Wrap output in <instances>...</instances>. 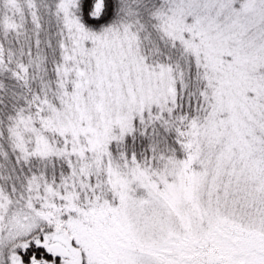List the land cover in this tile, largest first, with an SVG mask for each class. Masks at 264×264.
I'll return each mask as SVG.
<instances>
[{
	"label": "snow or ice",
	"instance_id": "1",
	"mask_svg": "<svg viewBox=\"0 0 264 264\" xmlns=\"http://www.w3.org/2000/svg\"><path fill=\"white\" fill-rule=\"evenodd\" d=\"M0 264H264V0H0Z\"/></svg>",
	"mask_w": 264,
	"mask_h": 264
}]
</instances>
